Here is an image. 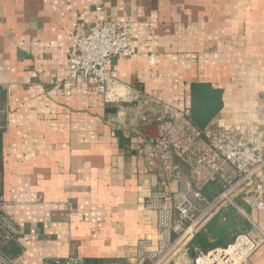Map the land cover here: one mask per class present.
Masks as SVG:
<instances>
[{
  "label": "crops",
  "instance_id": "1",
  "mask_svg": "<svg viewBox=\"0 0 264 264\" xmlns=\"http://www.w3.org/2000/svg\"><path fill=\"white\" fill-rule=\"evenodd\" d=\"M111 19L133 29L134 56L112 67L123 88L192 112L195 85L208 86L219 94L207 126H232L264 104V0H0V189L19 228L0 245V264L69 254L134 264L137 241L157 237L145 202L159 180L144 154L151 127L161 134L170 118L157 106L144 122L137 103L106 102L83 81L64 84L79 34ZM258 131L264 137V120ZM170 188L178 199L179 186ZM237 205L207 219L191 246L209 250L248 232L261 240L251 262L264 264V210ZM214 223L221 229H209Z\"/></svg>",
  "mask_w": 264,
  "mask_h": 264
},
{
  "label": "built area",
  "instance_id": "2",
  "mask_svg": "<svg viewBox=\"0 0 264 264\" xmlns=\"http://www.w3.org/2000/svg\"><path fill=\"white\" fill-rule=\"evenodd\" d=\"M132 39L131 22L96 21L75 40L64 84L83 81L94 86L106 102L137 103V116L144 122L155 117L157 106L161 120L170 118L159 137L148 139L150 148L144 154L145 167L159 180V187L145 202V209L156 214L157 237L137 241L134 264H178L189 251L195 254V264H252L251 256L261 244L252 233L236 234L226 245L209 250L192 247L191 241L211 216L228 206L238 207V199L251 210H264V137L258 131L259 122L264 120V104L253 113L238 115L232 126L200 127L189 110H178L156 95L123 88L113 78L115 62L136 52ZM149 60L155 62L154 53L149 54ZM182 165L189 169L187 177L182 174ZM172 183L179 186L178 199L170 188ZM211 188L218 190L209 198L206 190ZM6 203L0 189V245L19 232ZM43 264L91 263L69 254L46 258Z\"/></svg>",
  "mask_w": 264,
  "mask_h": 264
},
{
  "label": "trees",
  "instance_id": "3",
  "mask_svg": "<svg viewBox=\"0 0 264 264\" xmlns=\"http://www.w3.org/2000/svg\"><path fill=\"white\" fill-rule=\"evenodd\" d=\"M218 91L214 89H210L208 86L205 85H195L194 87V93H193V104L191 108V115L194 120V122L200 126V127H206L207 124L211 121V117L217 112V99H218ZM0 138H1V132H0ZM1 153H0V166L2 164L1 161ZM229 208V207H227ZM228 212H225V215L227 214L228 218L231 219L228 223L235 224L236 222L232 219L234 212L231 209L227 210ZM248 225V223H245V227ZM218 231L221 228L218 226V224L214 223L213 227H209V229Z\"/></svg>",
  "mask_w": 264,
  "mask_h": 264
},
{
  "label": "rangeland",
  "instance_id": "4",
  "mask_svg": "<svg viewBox=\"0 0 264 264\" xmlns=\"http://www.w3.org/2000/svg\"><path fill=\"white\" fill-rule=\"evenodd\" d=\"M178 264H195V254L190 253L189 251L185 257H182L180 260H178Z\"/></svg>",
  "mask_w": 264,
  "mask_h": 264
},
{
  "label": "water",
  "instance_id": "5",
  "mask_svg": "<svg viewBox=\"0 0 264 264\" xmlns=\"http://www.w3.org/2000/svg\"><path fill=\"white\" fill-rule=\"evenodd\" d=\"M151 132L149 133L150 136L159 137L161 134L159 133V126L155 125L151 127Z\"/></svg>",
  "mask_w": 264,
  "mask_h": 264
}]
</instances>
